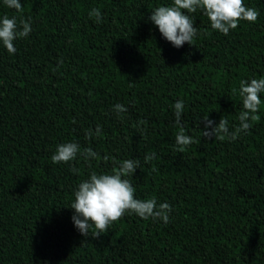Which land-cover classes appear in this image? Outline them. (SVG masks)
Returning a JSON list of instances; mask_svg holds the SVG:
<instances>
[{
    "label": "trees",
    "instance_id": "obj_1",
    "mask_svg": "<svg viewBox=\"0 0 264 264\" xmlns=\"http://www.w3.org/2000/svg\"><path fill=\"white\" fill-rule=\"evenodd\" d=\"M20 2L0 0V18L31 21L15 53L0 42V264H264V126L203 135L205 116L238 127L240 82L264 78V0H244L258 18L227 35L189 13L197 35L179 48L148 19L172 0ZM181 126L193 138L183 151ZM66 142L97 156L53 163ZM126 159L140 161L125 177L135 197L171 205L169 222L128 212L83 236L70 207L79 183Z\"/></svg>",
    "mask_w": 264,
    "mask_h": 264
},
{
    "label": "clouds",
    "instance_id": "obj_2",
    "mask_svg": "<svg viewBox=\"0 0 264 264\" xmlns=\"http://www.w3.org/2000/svg\"><path fill=\"white\" fill-rule=\"evenodd\" d=\"M8 8L21 11L20 0H3ZM198 9L209 18L211 28L227 35L231 29H236L241 20L255 22L258 18V11L252 7H247L244 0H172L170 5L156 7L148 19L158 27L160 33L173 46L179 48L186 42L193 44V38L197 35V27L193 26L194 18L189 13H195ZM186 10V11H185ZM90 17H95L97 23L102 19L100 9L93 8ZM31 32V21L21 19L17 23V17L9 18L4 15L0 18V42L11 53L16 52L14 41L19 37H27ZM260 93H264V78H253L250 82L242 80L240 82L239 94L242 97V110L239 113V126L230 128L229 121L220 118L216 123L203 117V135L207 138L227 137L235 140L242 131L250 128V120L255 119L261 105ZM184 102L178 100L174 105V115L176 123L179 124L184 111ZM114 110L118 113L126 112L127 108L117 103ZM143 123V122H141ZM101 131L97 125L96 133ZM86 136L91 137L89 130ZM193 143V138L186 135L183 126L176 134V144L179 150L183 151L185 146ZM80 153L85 159L94 158L97 153L91 148L84 149L81 153L80 145L77 142L61 143L57 146L51 159L53 163H68L73 161ZM155 153L145 157L147 162L155 157ZM105 159H108L105 157ZM137 168H140L138 159L123 160L118 168L111 173H97L92 171L87 180L81 181L75 191V200L71 208L75 210L72 220L79 232L88 237H99L106 233L109 225L125 215V213H135L143 219H158L168 223L171 205L168 203H157L155 198L137 199L134 195L135 188L129 179L125 177L133 176ZM74 172L78 169L73 168Z\"/></svg>",
    "mask_w": 264,
    "mask_h": 264
},
{
    "label": "rangeland",
    "instance_id": "obj_3",
    "mask_svg": "<svg viewBox=\"0 0 264 264\" xmlns=\"http://www.w3.org/2000/svg\"><path fill=\"white\" fill-rule=\"evenodd\" d=\"M255 119L251 120L256 127L264 126V112L259 108L258 112L255 114Z\"/></svg>",
    "mask_w": 264,
    "mask_h": 264
}]
</instances>
